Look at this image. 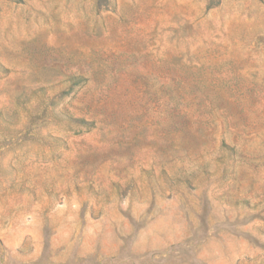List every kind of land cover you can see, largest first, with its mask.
Returning <instances> with one entry per match:
<instances>
[{"label": "rangeland", "instance_id": "obj_1", "mask_svg": "<svg viewBox=\"0 0 264 264\" xmlns=\"http://www.w3.org/2000/svg\"><path fill=\"white\" fill-rule=\"evenodd\" d=\"M0 264H264V0H0Z\"/></svg>", "mask_w": 264, "mask_h": 264}]
</instances>
